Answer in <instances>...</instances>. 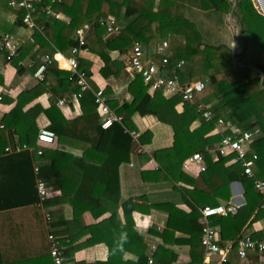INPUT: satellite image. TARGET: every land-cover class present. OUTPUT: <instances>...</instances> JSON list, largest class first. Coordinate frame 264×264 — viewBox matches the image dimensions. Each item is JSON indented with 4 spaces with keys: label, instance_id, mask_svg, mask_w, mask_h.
<instances>
[{
    "label": "trees",
    "instance_id": "16d2710c",
    "mask_svg": "<svg viewBox=\"0 0 264 264\" xmlns=\"http://www.w3.org/2000/svg\"><path fill=\"white\" fill-rule=\"evenodd\" d=\"M10 1L0 0V9L16 15L15 27L23 28L22 19L26 12L9 7ZM51 1L45 0L47 4ZM55 1V11L63 13L70 22L59 20L45 22L44 17L46 15L41 13L38 17L41 20H38L37 24L38 26H44V28L41 31L35 30L31 48L39 46L40 51L43 50L48 55H52L57 50L63 52L67 49L70 51L78 45L75 37L77 30L84 24H89L92 28L87 37L86 48L101 58L104 67L100 70V74L107 79L110 76L119 77L124 68L123 64L111 59L110 53L113 50L126 52L135 42H140L143 47L149 49L155 43L162 44L166 41L170 44L167 52V57L169 58L167 70L169 75L171 77L177 76L183 84L203 80L206 82V89L195 99L194 103L190 104L182 102L179 96L166 99L162 93L151 95L141 76L137 75L129 86V92L134 98L132 103L125 102L116 110L119 107L117 103L114 105V103L109 102V106L116 110L117 114L123 118V122L104 130L101 127L100 116L95 104V93L102 90L107 96L111 94V91L108 87H101L92 80L87 73V70L92 69V64L78 57V70L86 73L87 81L91 87L90 90L82 94L80 99L83 116L75 121L67 122L58 110V99L64 96L68 97L81 91V89L77 84L76 77L72 78L73 76L70 72L60 71L55 65H51L46 70L44 81L39 82L34 89L26 91L19 97L23 101L17 107V112L15 113L17 122L19 120L18 114L24 117L20 113L25 104L45 92H50L52 93L53 101L51 107L46 111V115L51 120L50 130L59 136V143L67 145L65 135L69 129L75 130L78 127L81 131H89L90 134H93L92 140H90L89 144L82 145V148L105 153L107 159L103 165L117 172L121 164L130 160L131 153L136 146L131 133L139 130L133 118L136 115H152L162 124L170 126L174 132L173 146L153 153L154 158L161 167L160 172L163 174V180L194 183L197 191L192 193L187 191V193L200 208L218 206V199L229 201L231 199L232 183L241 182L244 185L245 206L239 208L236 215L220 217L215 221L217 226H221L224 239L229 236L226 235L228 229L233 230L231 234L235 238L254 212L258 213L253 222L264 218V209H260L264 197L254 187L256 179L264 180V83L263 86L261 84L262 78H264V16L259 14L253 4V0H236L237 4L233 11V18L240 26V39L243 51L237 54L235 58L233 57L234 51L229 45L205 42L200 27L188 17V14L192 11L191 6H194L197 0ZM233 7V0H202V9L214 13L219 23L223 22L222 18L224 15L231 13ZM110 16L115 17L117 26L121 30L114 39L106 41L105 38L108 33L105 27L100 25V21L106 20ZM126 20L129 22L125 23L124 21ZM9 33L11 32L9 31ZM177 39L181 40L176 42ZM201 47H203L202 50ZM8 54V50L0 48V55H4L5 60H7ZM27 54L28 49L22 47L19 48L15 56L10 58L19 75L25 71L20 63ZM180 63L182 64L179 67ZM242 65L253 68L254 71L250 70L252 73L249 72L247 74L236 73V70L239 69L238 67ZM36 68L32 69V73H35ZM48 83L49 85H47ZM58 86H62V93L57 91ZM202 103L210 105L213 111L214 119L211 122H206L198 113V106ZM180 105L183 106L181 113L177 110ZM219 119H223L227 126L237 127L242 130L260 128V137L253 145V151L258 155V160L254 166V178L244 175L241 165L229 164L230 157L218 156L216 160L214 159L211 153L212 150L231 130L211 135L216 129ZM196 121H201L202 125L200 128L192 130V125ZM18 132L20 143L35 146L38 130H33L29 127L24 133L22 129L21 131L18 130ZM153 137V133L147 131L138 138V142L144 146L150 145L153 142ZM8 143L4 142L3 148ZM34 153V162H38L37 153ZM194 154L202 155L207 163V171L201 174V179L208 186L206 191L201 188L197 189L199 188L197 181H192L181 169L184 161ZM29 155L30 153L24 152L1 159L7 167L6 170H1L2 176L11 177L13 173V176L17 178L15 183L17 186L14 187L12 182L11 184L9 182L0 183V199L4 197L1 194H7V192L11 191H15L16 197H19L14 203L0 200V212H11L14 209L33 210L32 207L35 203L39 204L40 209L52 205L48 201L40 203L36 183L39 180L43 181L46 179L42 170L37 172L36 177L34 176L33 163ZM9 164H15L14 167L16 169L11 170ZM38 165L42 167V164L39 163ZM102 174L107 173L104 172ZM1 180L6 181L5 179ZM101 180H104V177ZM116 185L119 196V185ZM63 190H65L64 187ZM100 190L102 191L103 189L99 188L98 191ZM109 190L111 189L106 191ZM96 205L99 208L102 207L100 213L105 210L103 203H97ZM98 207L92 208V210L96 211ZM194 214L192 220L194 219L193 221L198 223V228L191 233L192 258L194 264H199V261L203 262L204 258V249L201 245L203 226L200 223L202 217L199 211H194ZM95 215L98 216L96 213ZM50 218L51 220H48V224L53 230V214H51ZM116 220L119 222L118 219ZM114 226L105 222L93 226L91 238L80 244L78 248H74L73 253L82 248L102 243L104 231L109 230V228L113 229ZM6 232L1 226L0 238L6 235ZM53 234L59 239L61 249L66 256V263L69 262L68 260L73 258L72 250H65L59 236L56 233ZM252 237L260 239L264 237V234H256ZM70 239L71 241L74 240V236H70ZM234 242L235 248L238 240ZM114 253L113 250L112 263L120 264L115 261L116 256ZM134 254H137L139 264H147L149 261L145 246L142 247L141 251H136ZM238 257L235 256V258ZM247 260H249V264H260V256L258 254L250 255ZM226 264L232 263L229 260Z\"/></svg>",
    "mask_w": 264,
    "mask_h": 264
},
{
    "label": "crops",
    "instance_id": "0c3cea01",
    "mask_svg": "<svg viewBox=\"0 0 264 264\" xmlns=\"http://www.w3.org/2000/svg\"><path fill=\"white\" fill-rule=\"evenodd\" d=\"M253 4L259 14L264 16V5L260 4L262 11L254 1ZM61 14L62 18L59 21L69 23L70 20L63 13ZM44 19L45 22L56 20L47 16ZM38 20H41V18H38ZM15 22L16 15L0 9V32L10 31L17 38H20V48L26 47L28 49V54L24 56L23 61L20 63L25 71L20 75L17 68L11 63L10 53L7 57L8 61L5 60L4 55H0V92L3 96V101L0 103V183L9 182L11 184L12 182L14 187L17 186L15 185L17 178L13 176V173L11 177L2 176L1 170H6L7 167L1 159L28 152L33 163L34 176H37V171L42 170L43 172L46 179L43 182L52 192L47 201L51 202L52 205L40 209L39 204L35 203L32 207L33 210L14 209L11 212H0V227L2 226L7 231L6 235L2 233L3 236L0 238V264H54L49 240L50 235L53 233L59 236L65 250H72L73 258L68 260L69 262L66 264H113V250L116 256L115 261L120 264H139V258L134 253L141 251L143 246L146 247V254L149 256L147 264H151L150 260H153L152 264H194L191 233L198 228V223H195L192 218L194 211L200 213L202 208L187 193V191L191 193L197 191L194 183L163 180V174L160 172L161 167L154 158L153 153L171 148L174 143V132L170 126L162 124L156 117L136 115L133 118L139 130L136 133H140L141 136L143 133L151 131L154 135L153 142L144 146L139 144L138 139L133 138L136 146L131 153L130 160L121 164L117 172L103 165L107 159L105 153L82 148V145L90 143L93 134H90L89 131H81L78 127L75 130L69 129L65 135L67 145H61L59 136L54 132L58 136L57 143L45 147L43 155H38L36 152V158L42 164V167L38 165V162H34L35 151L6 152L7 148L14 149L16 145L19 147L29 146L20 143L18 130L21 131L22 129L24 133L30 127L33 130H38V136L42 129L50 130L51 120L46 115V111L51 107L53 101L52 93L45 92L41 94L22 107L20 114H23L24 117L18 114L19 120L17 122L15 113L19 104H22L23 101L19 97L26 91L34 89L39 82H42L36 79L32 69L34 67L38 68L43 57L48 54L43 50L40 51L39 46L31 48L34 32L22 27L16 28ZM124 22L128 23L129 21ZM83 26L77 30L76 40L78 31ZM40 27L44 28V26ZM236 32L238 34L237 29ZM114 37L108 34L105 39L111 41ZM239 42L241 44V39H239ZM160 44L155 43L149 49L144 47L150 60L157 64L161 63V56L154 55V50ZM233 45L232 43L230 46L233 47ZM72 50L68 51L66 49L63 52L57 50L53 54L68 58L72 56ZM131 50L132 47L126 52L113 50L110 53L111 59L123 64L124 68L119 77L110 76L107 79L100 74L104 63L98 55L91 51L79 55V58L92 64V69L87 70L92 80L99 86L110 89L111 94L107 96L110 103H114V105L117 103L119 106L116 110L125 102L132 103L134 100L129 92V86L138 74L130 66ZM57 68L60 71L70 72L64 62H61ZM246 68L248 70H240L246 72L242 74H247L251 72L250 70H253L250 67ZM57 91L62 93V86H58ZM74 94L68 97L64 96L57 101V108L67 122L75 121L83 116L80 100L78 102L71 101ZM60 100H65L66 104L60 106ZM111 109L115 110L114 108ZM177 110L181 113L183 106H178ZM201 125V121L194 122L192 130L200 128ZM38 136L35 146L29 147H37ZM4 142L9 143L3 148ZM216 147L211 152L215 160L218 157ZM192 156L186 159L184 163ZM184 163L181 168L182 172L188 175L192 181H197L199 187L197 189L208 190V186L201 179L202 173H198L196 169L193 172L185 171ZM10 166L11 170L16 169L15 164H9ZM101 171L107 174H102L104 172ZM103 177L104 180H101ZM116 184L119 185V196ZM63 187L65 190H63ZM99 188L103 190L98 191ZM107 189L111 190L106 191ZM1 196L4 197L0 200L7 203H14L19 197H16L15 191L1 194ZM227 202H233L239 208L245 206V188L241 182L231 184V199L229 201L218 199V204ZM97 203H103L105 210L102 213H100L102 207L99 208L96 205ZM95 207L98 208L93 211L92 208ZM260 209L264 208L261 207ZM257 213H253L235 238L231 234L233 230L228 229V233H226V235H229L227 236L228 239H224L219 225L220 244L226 245L246 236L264 234V218L253 222ZM51 214H53V230L48 224L47 218ZM102 222L115 225L113 229L109 228V230L104 231L103 242L73 253L74 248H78L80 244L91 238L92 227ZM125 232L128 237L126 243ZM70 236H74V240L71 241ZM235 256L238 257L236 252L230 256L232 264H249V260H242L239 257L235 258ZM213 260L215 261L214 264H217L219 257L215 256ZM259 262L264 264V258L260 257ZM201 263L199 261V264Z\"/></svg>",
    "mask_w": 264,
    "mask_h": 264
},
{
    "label": "built area",
    "instance_id": "2783aa9c",
    "mask_svg": "<svg viewBox=\"0 0 264 264\" xmlns=\"http://www.w3.org/2000/svg\"><path fill=\"white\" fill-rule=\"evenodd\" d=\"M55 2V0H52L47 4L45 0H11L9 5L14 9L24 10L26 12L22 19L23 28L35 32V30L41 31L43 29L37 24L38 16L41 13L56 20L62 18V14L54 9ZM100 25L105 27L109 36H116L121 30L120 27L117 26L116 19L113 16L106 20H101ZM91 28V25L85 24L83 28L78 31V45L73 48L71 57L66 58L58 54L45 55L35 72L36 79L44 81L48 66L55 65L58 67L61 62H64L67 70L72 74V78L76 77L77 84L81 89L79 93L72 96L71 101L78 102L82 94L91 89L87 81L86 73L79 72L78 70L79 55L89 51L86 48V42ZM20 46V38H17L9 32H0V47L9 51V58L17 54ZM169 48L170 44L166 41L156 46L154 55L161 56V63L157 64L150 60L142 44L140 42H135L131 50L130 66L141 76L151 94L162 93L166 99L179 96L182 102L192 104L195 99L205 91L206 82L197 80L183 84L177 76L171 77L167 70L169 64L167 52ZM181 64L182 63L179 64V67ZM2 101L3 96L0 92V103ZM65 104V100L59 101L60 106H64ZM95 104L101 117L102 129L107 130L115 124H121L123 122V118L118 115L115 110L110 108L109 99L102 90L95 93ZM198 113L206 122H211L214 119L210 105L204 103L200 104L198 106ZM229 129H231L230 133L225 135L216 147L218 156L230 157L229 164L241 165L243 174L249 178H254V166L258 160V155L253 151V145L260 137V128L255 127L250 130H242L237 127L227 126L223 119H219L217 121V127L212 132V135L221 134ZM131 135L134 139L140 137V133L136 132H132ZM57 141L58 136L53 131L42 129L38 136L37 147L31 148L27 145L21 147L16 146L14 149L7 148L6 152L20 153L25 150H31L37 152L38 155H43V149L55 145ZM195 169L198 173L207 171L205 158L200 154H194L184 163L185 171L193 172ZM254 187L256 191L264 196V180L256 179L254 181ZM37 190L40 203L46 202L52 194L47 185L41 180L37 182ZM261 207L264 208V202ZM238 210L239 207L233 202L221 203L218 206H206L200 209L202 217L201 223L203 226L201 232V245L204 249V260L202 264H214L215 261L213 259L215 256L219 257V262L217 264H226L229 262L231 254L235 251L242 260H247L251 254H258L261 258H264V237L259 239L246 236L238 240L235 248V242L226 245L220 244L218 235L219 227L215 224L216 219L236 215ZM47 218L51 220L50 215H48ZM49 240L51 243V257L54 264H66V256L61 249L59 239L54 234H51ZM150 263L152 264L153 260H150Z\"/></svg>",
    "mask_w": 264,
    "mask_h": 264
},
{
    "label": "rangeland",
    "instance_id": "374dc122",
    "mask_svg": "<svg viewBox=\"0 0 264 264\" xmlns=\"http://www.w3.org/2000/svg\"><path fill=\"white\" fill-rule=\"evenodd\" d=\"M254 3L258 8H261V3L259 0H253ZM264 5V4H263ZM192 11L188 14V17L191 18L196 24L200 27L202 31V35L205 39V42L210 44H220L224 43L227 45H232V50L234 53L238 52V45L237 41L240 39L236 32V27H234L233 23L237 24L235 18H233V22L230 21V14L224 15L222 18V23H219L214 13L210 11H206L202 9V0H197L194 6H191ZM264 9V8H263ZM263 11V10H262ZM193 17V18H192ZM181 39H177L176 42H179ZM175 41V40H174ZM203 47H201V50ZM239 69L236 70V73L242 74L246 72H242L240 70H248L245 66L238 67ZM249 73V72H248ZM252 73V72H250ZM197 81V80H196ZM193 82V81H192Z\"/></svg>",
    "mask_w": 264,
    "mask_h": 264
},
{
    "label": "water",
    "instance_id": "95a60500",
    "mask_svg": "<svg viewBox=\"0 0 264 264\" xmlns=\"http://www.w3.org/2000/svg\"><path fill=\"white\" fill-rule=\"evenodd\" d=\"M233 1H234V7H233V10L230 13V21H232V22H233V11H234V9L236 7V4H237L236 0H233ZM261 2H262V4H264V0H261ZM233 25H234V27H236V29L238 31V36H240V26L235 24V23H233ZM237 45H238L239 51L233 54L234 58L236 57L237 54H240L243 51V47L240 44L239 39L237 40ZM240 67H242V66H240ZM263 83H264V78H262V82H261L262 86H263Z\"/></svg>",
    "mask_w": 264,
    "mask_h": 264
},
{
    "label": "clouds",
    "instance_id": "9594fccd",
    "mask_svg": "<svg viewBox=\"0 0 264 264\" xmlns=\"http://www.w3.org/2000/svg\"><path fill=\"white\" fill-rule=\"evenodd\" d=\"M124 237H125V243H126L127 242V239H128L126 232L124 233Z\"/></svg>",
    "mask_w": 264,
    "mask_h": 264
}]
</instances>
